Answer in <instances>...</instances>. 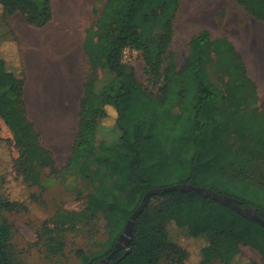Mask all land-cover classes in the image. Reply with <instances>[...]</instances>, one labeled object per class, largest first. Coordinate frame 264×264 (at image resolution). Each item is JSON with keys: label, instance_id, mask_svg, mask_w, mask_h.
I'll list each match as a JSON object with an SVG mask.
<instances>
[{"label": "rangeland", "instance_id": "obj_1", "mask_svg": "<svg viewBox=\"0 0 264 264\" xmlns=\"http://www.w3.org/2000/svg\"><path fill=\"white\" fill-rule=\"evenodd\" d=\"M180 1L173 39L164 56V67L173 65L177 72L182 71L191 51V38L204 29L210 31L213 40L226 38L233 44V49L227 50L224 55L213 52L207 64L214 87L223 92L222 101L217 103V112L222 109V115L213 132H210V125L206 127V138L211 140L210 135L213 138L203 146L204 155L200 156L202 162L196 177L201 182L197 186L247 202L250 205L243 207H250L257 212V206L250 201L252 197L259 199L257 188L234 180L243 181L242 175L245 173L250 178L248 182L261 184L264 188V21L250 14L237 0ZM105 2H100V9L96 10L98 0H88L86 9L79 10L80 26L76 32V43L69 50L63 39L60 45L58 38L54 39L58 30L54 23V0H51L53 17L46 25L49 26V30L46 29V48L36 26L28 23L20 11L7 20L0 7V52L8 68L20 71L22 59L27 74L29 72L27 83L30 80L28 91L34 116L32 119L27 106L24 126L28 129L32 121L34 130L40 135V142L54 155L56 168L64 167L72 154L84 82L90 70L83 41L86 29L98 18ZM55 9L59 10L58 0ZM11 28L18 36L19 44ZM49 44L52 45L48 48ZM18 47L22 50L21 54ZM66 56L67 64L64 62L63 65L66 73L63 76L53 58L63 60ZM123 62L135 69L137 79L146 92L158 93L159 83L150 73L141 49L128 47L123 52ZM44 75L47 79L57 78L72 83L76 95H72L71 103L66 101L67 106L60 110L56 103H48ZM58 111L62 113L58 115ZM68 119L71 121V131L66 143H61L59 136L62 133L57 128L60 127L59 123H66ZM109 120L97 129V152L108 153L117 159L123 154L122 131L114 123L115 117ZM8 125L0 117V192L4 198L16 202L30 199L33 194L38 198L31 201L27 210H0V222L8 223L12 229L8 240L12 263L85 264L77 250L81 248L89 255L103 251L109 246L111 229L102 212L95 219L84 213L88 194L107 193L120 205H129L131 194L118 183L123 175L122 165L116 163L110 167L104 166L98 160L97 153L79 158L72 172L66 173L64 177L52 174L51 166L43 165L40 156H31L17 144L15 132ZM156 140V146H150V153L163 163H159L160 167L155 172L148 170L149 178L157 185H161L164 179L163 185L180 183L183 179L180 163L185 167L191 166L195 151L193 144L187 145L185 141L173 137L167 139L160 128L156 131ZM101 143L106 147L105 151H101L99 146L104 148ZM22 158L32 169L29 179L19 177L16 172L17 161ZM166 160L172 166H162ZM162 167L169 169L170 175L165 174ZM168 227L170 238L188 250L187 264H197L202 258L203 247L208 243L206 236H194L175 222ZM210 264L226 263L214 258ZM233 264H264V254L252 244H241L240 253Z\"/></svg>", "mask_w": 264, "mask_h": 264}, {"label": "trees", "instance_id": "obj_2", "mask_svg": "<svg viewBox=\"0 0 264 264\" xmlns=\"http://www.w3.org/2000/svg\"><path fill=\"white\" fill-rule=\"evenodd\" d=\"M102 1L98 0L96 10L100 9ZM237 1L250 14L264 21V0ZM180 2L106 0L98 18L86 29L83 49L89 57L90 70L84 82L72 154L62 168L55 167L54 155L40 142V135L34 130L32 121L28 129L24 126L27 119L24 99L27 70L22 59L20 71L12 70L0 52V117L12 127L17 144L31 156H40L43 165L51 166L52 174L64 177L72 172L79 158L98 153L97 129L100 124L115 117L114 123L122 131L123 154L115 159L108 153H98V160L107 167L116 163L122 165L123 175L118 183L129 190L131 202L122 206L110 194H88L84 213L95 219L102 212L111 229L109 246L103 251L89 255L81 248L77 250L85 264H95L112 253L144 194L153 188L171 186L163 185L165 179L161 185H157L147 174L148 170L155 172L163 163L150 153V146H156L158 128L167 139L173 137L185 141L187 145L193 144L195 151L191 166L185 167L180 163V174H183L180 183L197 185L201 182L196 177L202 162L200 156L204 155L203 146L210 140L206 138V127L210 125V132H213L217 126L222 115V109L217 112V103L223 99V92L214 87L207 64L213 52L224 55L227 50L233 49V44L226 38L213 40L210 31L204 29L191 38V51L182 71L177 72L173 65L164 67V56L173 39ZM0 7L5 19L20 11L26 21L36 27L47 25L53 17L51 0H0ZM14 37L19 44L18 36L14 34ZM1 43L0 36V48ZM127 47H136L144 52L150 73L159 83L158 93L146 92L137 79L135 69L123 62V52ZM18 52L22 53L19 47ZM210 136L212 140L213 136ZM99 147L101 151L106 149L105 146ZM169 164L166 160L162 166L168 168ZM167 168H163V172L170 175ZM31 171L25 158L17 161L19 177L29 179ZM242 178L243 181L232 180L257 188L259 199L252 197L250 201L264 218V188L261 184L248 182L250 178L245 173ZM37 199L33 194L30 199L16 202L4 198L0 192V210H27L31 201ZM246 204L241 201L242 206ZM172 222L194 236H206L208 239L197 264H210L214 258L233 264L240 253L241 244H252L264 254V230L261 229H264V225L260 222L195 190H173L155 194L149 199L136 218L128 246L113 256L111 264H187L188 250L169 236L168 226ZM11 233V226L0 222V264H13L8 245Z\"/></svg>", "mask_w": 264, "mask_h": 264}, {"label": "bare ground", "instance_id": "obj_3", "mask_svg": "<svg viewBox=\"0 0 264 264\" xmlns=\"http://www.w3.org/2000/svg\"><path fill=\"white\" fill-rule=\"evenodd\" d=\"M86 3H88V0H82V1L58 0L59 10H56L55 4H57V0H54V3H53L54 4V14H55L54 23L56 24V28L58 29L56 31L57 33L54 39L58 38L59 45L61 44V41L63 39V43L66 42L65 46L67 47L68 50L69 48L74 46L76 43L75 42L77 38L76 32L80 26V19H79L78 13H79V10L86 9V5H87ZM197 13H199V10L197 11ZM54 39H52V42L54 41ZM51 45L52 44H49L48 48ZM53 59L52 60L57 64V67L59 68L61 75L64 76V74L66 73V69L63 65H64V62L67 64L66 62L67 56L63 60H60L57 57ZM44 82L46 84L45 88L47 89L48 101L50 103H56L58 105L57 107H59L58 110H60V108H64L65 106H67L66 101H68V103H71L73 96L75 97L76 95V89L72 85V83L62 82V80L57 79V78L47 79L46 76L44 77ZM61 113L62 112L60 111L58 115H60ZM59 126L60 127L57 128V131L58 132L60 131V133H62V135L59 136V141L63 143L65 140L67 141V137L70 134L71 121L68 119L66 123H63V122L59 123ZM66 141L64 143H66Z\"/></svg>", "mask_w": 264, "mask_h": 264}, {"label": "water", "instance_id": "obj_4", "mask_svg": "<svg viewBox=\"0 0 264 264\" xmlns=\"http://www.w3.org/2000/svg\"><path fill=\"white\" fill-rule=\"evenodd\" d=\"M173 190H181V191H189V190H195L201 194H204L208 197H211L213 199L218 200L219 202L232 207L236 209L238 212L242 213L243 215L247 216L250 219L256 220L260 222L262 225H264V218H262L255 210H253L250 207H243L241 205V201L235 198L228 197L227 195L215 192L211 189L201 187L194 185L192 183H178L175 185L167 186V187H159V188H153L149 190L144 198L140 206L133 212L132 216L130 217L127 226L123 232V234L120 236L119 241L116 243V248L112 251L111 254L106 256L105 258L101 259L95 264H111V260L113 256L120 251L121 249L126 247V244L129 243L130 238L132 236V230L134 223L136 221V218L139 216V214L144 210L146 207L149 199L155 195V194H161ZM126 241V243H124Z\"/></svg>", "mask_w": 264, "mask_h": 264}, {"label": "crops", "instance_id": "obj_5", "mask_svg": "<svg viewBox=\"0 0 264 264\" xmlns=\"http://www.w3.org/2000/svg\"><path fill=\"white\" fill-rule=\"evenodd\" d=\"M49 26H43V27H35V29L38 31V33H40V35H42V39H43V43H44V47L46 48V29L49 30V28H47ZM49 32V31H48ZM45 40V41H44ZM29 79V72L27 74V80H26V85H25V89H26V94H25V100H26V103H27V106H28V110H29V114H31V117L33 119V114L31 112V104H30V94H29V91H28V86H30V80L29 82L27 83ZM84 91V90H83ZM48 99V98H47ZM48 103H50L48 101Z\"/></svg>", "mask_w": 264, "mask_h": 264}, {"label": "built area", "instance_id": "obj_6", "mask_svg": "<svg viewBox=\"0 0 264 264\" xmlns=\"http://www.w3.org/2000/svg\"><path fill=\"white\" fill-rule=\"evenodd\" d=\"M128 48V47H127ZM127 48L124 51H127Z\"/></svg>", "mask_w": 264, "mask_h": 264}]
</instances>
